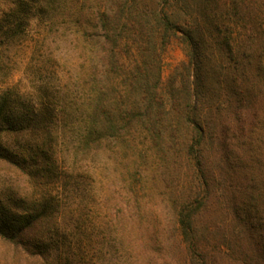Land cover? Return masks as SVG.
I'll use <instances>...</instances> for the list:
<instances>
[{"label":"trees","instance_id":"1","mask_svg":"<svg viewBox=\"0 0 264 264\" xmlns=\"http://www.w3.org/2000/svg\"><path fill=\"white\" fill-rule=\"evenodd\" d=\"M6 1L0 69L36 18L40 43L62 33L88 70L51 91L46 53L25 65L48 75L34 91L0 87L3 264H264V0ZM174 38L187 61L165 81ZM129 151L134 171L106 182ZM148 164L165 211L147 207Z\"/></svg>","mask_w":264,"mask_h":264},{"label":"rangeland","instance_id":"2","mask_svg":"<svg viewBox=\"0 0 264 264\" xmlns=\"http://www.w3.org/2000/svg\"><path fill=\"white\" fill-rule=\"evenodd\" d=\"M6 6L7 1L0 0V14L2 13L3 9L6 8ZM36 24L37 20L36 18H33L30 21L27 30L25 31L23 44L13 47L10 51V58H12V61H14L16 66L13 70L8 68L0 69V87L4 82L7 84H15L19 82L23 90H33L35 86L40 85L44 79H47L48 75H46L43 71L41 74L32 73L30 69H27V67L25 68V65L32 56H35L37 59H39L43 54L46 53L51 54L53 57L51 60L53 69L50 71L51 79L49 81L51 82V91L60 90L65 95L67 94L68 89L69 92H71L73 89V82L67 79V65L68 67L73 68L79 77H81L79 82L83 83V85H86L85 73L88 70V66L87 62L83 60L80 50H74L72 47H67V39L62 35V33L59 32L49 33L48 39L45 40L44 45L43 43L41 44L40 40L43 38V34L38 36L39 29L37 28ZM33 45H38L37 49H34V47H32ZM35 61L38 62V60ZM186 61L187 57L183 45L176 38H174L162 54V79L166 81L169 75ZM135 140L138 146L144 148V150H148L147 153L149 155L147 160L150 161V155L152 152L149 150L150 143L148 138L138 133L136 134ZM125 155L122 154V152L119 154L114 153V157L109 159L111 160L110 162L112 166L115 165V171L111 170L109 173L108 171L104 172L106 174V178H104L106 182L107 179L109 180V178L113 180L120 178V174H118V172H125L127 176L128 173H132L134 171L137 160L136 155L133 154V151H129L128 154L126 156ZM153 170L154 169L151 168V164H148V166L142 171L145 177L142 181V187L145 192V201H147V207L152 210L156 208L157 210L170 208L169 203L166 201V196L164 198L163 195V200L159 195V193H162V187H160L159 183L155 181V171ZM15 176L16 175L14 173L8 171L7 169L3 167L0 168V182L9 178L15 179ZM128 177L130 178V175ZM97 203L99 205L101 204L98 202V199ZM159 213L161 215L158 218L159 220H163L165 216L166 218L171 217V214L168 211L164 212L166 214L163 212ZM162 215H164V217H162ZM98 218L102 220L106 219H104L103 211H101V217ZM177 241L180 242V237H177ZM177 241L173 240L171 245L170 254L174 259H180L182 257V249L178 247ZM6 257L9 258L10 254H8L6 249L0 246V264H3V262L6 261ZM220 264H233V262L227 257H222L220 259Z\"/></svg>","mask_w":264,"mask_h":264}]
</instances>
